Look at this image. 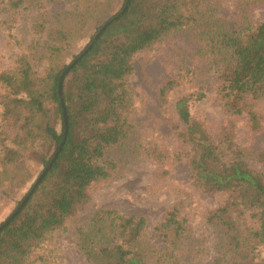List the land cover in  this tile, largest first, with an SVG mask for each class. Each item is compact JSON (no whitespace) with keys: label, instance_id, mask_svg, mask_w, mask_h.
I'll return each instance as SVG.
<instances>
[{"label":"trees","instance_id":"1","mask_svg":"<svg viewBox=\"0 0 264 264\" xmlns=\"http://www.w3.org/2000/svg\"><path fill=\"white\" fill-rule=\"evenodd\" d=\"M3 1L16 9H45L46 2L55 0ZM210 1L76 0L66 26L50 20L47 12L35 18L29 52L0 73V204L27 187L21 200L25 198L42 171L51 167L1 230L0 264H60L49 243L86 210L90 187L116 176L118 163L109 153L137 131L132 118L136 56L192 29L199 46L192 63L181 64L162 84L159 96L164 104L181 91L174 108L178 125H189L192 104L207 96L199 80L204 74L214 78L217 99L229 119L217 135L203 127L207 143H185L183 148L194 189L222 197L207 215L222 236L211 264H264V172L250 160L254 156L264 165V149L243 145L233 119L246 118L252 133L264 127L258 109L264 99V20L256 22L250 14L264 0H242L233 26L217 16ZM97 15L96 32L113 21L66 75L61 97L62 73L95 34L81 52L69 54L68 48ZM70 76L74 83L67 87ZM30 152L38 155L42 167L37 176L27 163ZM76 231L91 263L195 264L185 259L193 233L190 196L176 199L152 231L146 218L114 207L92 211Z\"/></svg>","mask_w":264,"mask_h":264},{"label":"rangeland","instance_id":"2","mask_svg":"<svg viewBox=\"0 0 264 264\" xmlns=\"http://www.w3.org/2000/svg\"><path fill=\"white\" fill-rule=\"evenodd\" d=\"M75 1L46 2L45 9L38 6L16 9L0 0V73L13 68L18 56L29 52L31 24L40 13L47 12L50 20L66 26L70 23L68 18ZM241 1L211 0L209 4L215 7L218 17L233 26L238 21ZM119 6L116 5L115 11ZM250 14L256 22L264 20V4L252 6ZM97 17L99 15L82 26L80 37L68 48L69 54L81 52L91 41L96 34L94 24ZM195 30L170 36L154 49L136 56L132 82L137 96L132 118L137 123V131L127 143L109 153L118 163L116 176L109 182L93 184L90 187L91 201L86 210L71 218L66 229L57 233L49 243L48 249L54 250L52 254L60 264H95L89 262L80 249L76 231V225L88 219L92 211L114 207L124 214L146 218L152 231L176 199L189 196L193 233L187 242L185 259L195 264H211L215 247L222 236L218 227L209 223L207 215L222 201V197L194 189L183 148L185 143H207L209 137L203 127L217 135L229 117L217 99L212 76L204 74L199 80L205 85L207 96L192 104L193 118L189 125H178L174 103L181 91L170 95L164 104L159 96L160 87L167 78L177 72L181 64L192 63L193 54L199 47L194 38ZM34 66L43 67V64L34 63ZM73 83V76H70L67 87ZM185 89L188 90V87ZM258 109L264 114V99L258 104ZM233 119L243 145L256 151L264 149V127L259 133H252L246 118ZM37 157L35 152H30L27 160L35 176L42 169L36 161ZM250 160L256 169L264 172V165L254 156H250ZM26 191L27 187L20 190L16 197L3 200L0 204V223L9 217Z\"/></svg>","mask_w":264,"mask_h":264},{"label":"water","instance_id":"3","mask_svg":"<svg viewBox=\"0 0 264 264\" xmlns=\"http://www.w3.org/2000/svg\"><path fill=\"white\" fill-rule=\"evenodd\" d=\"M125 9V8H124ZM123 13V12H122ZM113 21V18L108 20L107 22H105V24L100 28V30H98L96 32V34L94 35V40L92 42L89 43L88 47L85 48L81 54L64 70V72L62 73L61 77H60V84H59V94L62 97L63 93H62V86H63V82L65 80L66 75L70 72V70L73 68V66L78 63V61L82 58V56H84L86 53H88L90 51V49L93 47V44L96 40H98V38L104 33V31L108 28V26L111 24V22ZM62 105L64 107V116H65V121L67 123V112L65 109V103L62 100ZM67 125V124H66ZM67 130H68V126H67ZM51 167V164H49L43 171L42 173L38 176V178L36 179V181L34 182L33 187L31 188V190L28 192V194L25 196V198H23L21 200V202L18 204V206L16 207V209L14 210V212L3 222V224L0 225V232L1 230L7 226L12 219L21 211V209L23 208V206L25 205V203L27 202V200L30 198V196L32 195V193L34 192L35 188L38 186V184L42 181V179L45 177L46 173L48 172L49 168Z\"/></svg>","mask_w":264,"mask_h":264}]
</instances>
